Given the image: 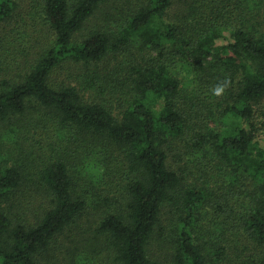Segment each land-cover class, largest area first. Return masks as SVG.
Segmentation results:
<instances>
[{
    "label": "trees",
    "instance_id": "trees-1",
    "mask_svg": "<svg viewBox=\"0 0 264 264\" xmlns=\"http://www.w3.org/2000/svg\"><path fill=\"white\" fill-rule=\"evenodd\" d=\"M0 264H264V0H0Z\"/></svg>",
    "mask_w": 264,
    "mask_h": 264
},
{
    "label": "clouds",
    "instance_id": "clouds-1",
    "mask_svg": "<svg viewBox=\"0 0 264 264\" xmlns=\"http://www.w3.org/2000/svg\"><path fill=\"white\" fill-rule=\"evenodd\" d=\"M230 83V80L227 78L218 82L216 86L211 89V95L215 97L223 96L226 90L230 87Z\"/></svg>",
    "mask_w": 264,
    "mask_h": 264
},
{
    "label": "rangeland",
    "instance_id": "rangeland-1",
    "mask_svg": "<svg viewBox=\"0 0 264 264\" xmlns=\"http://www.w3.org/2000/svg\"><path fill=\"white\" fill-rule=\"evenodd\" d=\"M31 30H33V29H31ZM78 73L79 72H77V76L75 73H73V75H72L73 78H71V79L73 80L76 77H78V83H79L81 81V79H80V76L78 75ZM165 247L166 246L160 245L159 247H156L155 250L157 251V253H162L166 249Z\"/></svg>",
    "mask_w": 264,
    "mask_h": 264
}]
</instances>
